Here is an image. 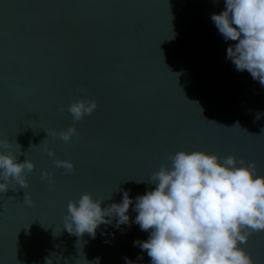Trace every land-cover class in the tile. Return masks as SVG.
I'll list each match as a JSON object with an SVG mask.
<instances>
[{
	"label": "water",
	"instance_id": "95a60500",
	"mask_svg": "<svg viewBox=\"0 0 264 264\" xmlns=\"http://www.w3.org/2000/svg\"><path fill=\"white\" fill-rule=\"evenodd\" d=\"M223 10L224 0H0V139L35 166L27 188L0 193V264H150L133 245L149 236L139 225L77 237L64 217L85 192L101 208L124 190L144 195L177 151L254 161L264 176V86L226 58L236 42L210 19ZM77 99L97 109L74 124ZM69 126L78 135L66 144ZM240 247L264 264V231Z\"/></svg>",
	"mask_w": 264,
	"mask_h": 264
},
{
	"label": "clouds",
	"instance_id": "9594fccd",
	"mask_svg": "<svg viewBox=\"0 0 264 264\" xmlns=\"http://www.w3.org/2000/svg\"><path fill=\"white\" fill-rule=\"evenodd\" d=\"M210 19L226 42H236L226 49V58L236 71L246 70L264 86V0H224V10ZM96 109L95 100L84 99L67 107L74 124ZM46 132L57 137L55 131ZM58 135L67 144L78 132L69 126ZM0 149V193H6L13 182L27 188L26 175L33 171V162H19L7 139H0ZM46 151L56 167L74 171L72 162L55 159L52 150ZM167 159L170 166L162 164L152 173L154 189L134 200L130 190H124L119 203L105 208H101L103 200L93 199L87 192L77 202L70 201L64 228L77 237L85 233L95 237L100 225L113 224V220L117 229L135 223L149 233L147 240L133 245L147 253L150 264H255L240 245L253 233L264 231V176L257 174L256 163L203 151H177ZM41 178L52 183L47 172H42ZM23 203L35 205L30 193L24 192ZM130 206L136 213L131 222ZM124 259L125 264H134Z\"/></svg>",
	"mask_w": 264,
	"mask_h": 264
}]
</instances>
